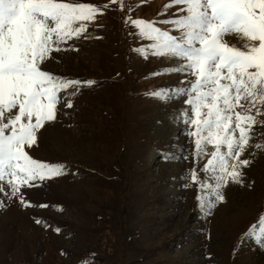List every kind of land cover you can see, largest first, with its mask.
Masks as SVG:
<instances>
[{"label":"rangeland","instance_id":"obj_1","mask_svg":"<svg viewBox=\"0 0 264 264\" xmlns=\"http://www.w3.org/2000/svg\"><path fill=\"white\" fill-rule=\"evenodd\" d=\"M69 2L103 12L88 22L87 39L62 43L43 70L95 83L74 96V88L62 91L55 119L26 148L34 159L63 163L64 172L22 187L28 206L2 185L0 264H264V247L242 239L264 213V106L241 155L249 161L243 182L229 179L224 201L205 214L190 172L195 167L203 179L206 157L193 156L190 127L179 117L186 97L165 102L148 94L182 86L179 72L153 75L179 61L133 51L149 41L124 20L159 21L180 6L158 16L168 0H122L123 10L119 0ZM225 42L245 43L238 34Z\"/></svg>","mask_w":264,"mask_h":264},{"label":"snow or ice","instance_id":"obj_2","mask_svg":"<svg viewBox=\"0 0 264 264\" xmlns=\"http://www.w3.org/2000/svg\"><path fill=\"white\" fill-rule=\"evenodd\" d=\"M119 3L123 10L122 0ZM174 6H180L176 13L159 21L130 15L124 20L135 27L137 37L149 41L133 51L179 61L153 75L179 72L184 76L182 86L148 94L165 102L186 97L188 107L179 117L190 127L193 156L206 157L200 170L204 178L194 167L191 181L197 185L198 206L210 214L224 201L229 179L243 182L240 169L249 161L241 155L264 106V0H168L157 15ZM102 12L92 3L69 0H0V191L6 181L10 192L6 195L17 196L25 206L29 202L22 187L57 177L66 168L63 163L34 159L26 148L36 143L45 123L55 119L62 91L74 88V96L81 85L95 83L55 75L43 70V64L61 50L62 43L87 39L88 22ZM229 34L242 36L243 48L226 43ZM65 99L71 107V98ZM243 238L264 247V213L242 233Z\"/></svg>","mask_w":264,"mask_h":264}]
</instances>
